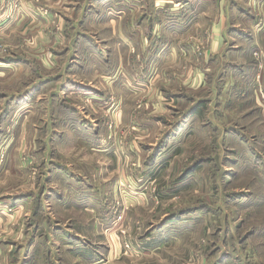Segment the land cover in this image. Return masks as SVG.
<instances>
[{
  "label": "rangeland",
  "instance_id": "obj_1",
  "mask_svg": "<svg viewBox=\"0 0 264 264\" xmlns=\"http://www.w3.org/2000/svg\"><path fill=\"white\" fill-rule=\"evenodd\" d=\"M12 1L7 9L19 20L20 4ZM20 38L31 44L25 30ZM73 48L0 44V196L48 180L64 192L70 177L59 165L89 156L82 166L99 167L91 178L99 207L108 210H98L99 220L111 219L108 233L120 244L111 264H264V112L255 109L253 92L246 90L243 98L241 92L222 94L220 100L215 92L205 114L193 116L188 109L198 105L190 97L202 101V87L192 92L179 86L170 100L168 91L159 99L158 85L149 90L147 83L143 92L145 83L132 81L128 92L122 82L105 99L114 107L107 113L94 97L68 90L74 81L88 84L81 74L92 76L68 66ZM192 52L198 62L203 53ZM216 74L209 77L213 89ZM259 96L264 100V90ZM249 109L257 113L249 119L238 115ZM84 122L112 124L107 149L112 157L105 155L106 162L94 151L100 145L73 142L78 132L88 140L83 131L70 129ZM49 203L52 216L58 206ZM72 208L80 217L78 207ZM25 230V223L16 230L15 222H8L0 237L8 241L11 232ZM2 264L21 260L8 256Z\"/></svg>",
  "mask_w": 264,
  "mask_h": 264
},
{
  "label": "crops",
  "instance_id": "obj_2",
  "mask_svg": "<svg viewBox=\"0 0 264 264\" xmlns=\"http://www.w3.org/2000/svg\"><path fill=\"white\" fill-rule=\"evenodd\" d=\"M12 3L0 0V19L4 18L0 21V44L74 45L68 66L92 76L81 74L88 84L74 81L68 90L94 97L105 105L107 113L114 107L105 99L116 91V83L132 81L145 83L143 92L147 83L149 90L158 85L159 99L168 91L170 100L177 98L178 93L172 91L179 86L192 92L202 87L206 91L202 101L190 97L192 105H198L188 109L193 116L205 114L215 92L220 100L222 94L228 98L240 92L243 98L246 90L248 95L253 92L250 98L260 105L255 109L264 112V100L259 96L264 90V0H18L19 20L15 11L7 9ZM24 30L31 44H23L20 34ZM198 46L203 48L199 63L192 52ZM213 71L217 73L215 89L209 79ZM255 109L237 114L249 119L257 113ZM110 128L109 122L70 127L88 136L84 140V134L78 132L73 142L100 145L94 151L103 153L105 162L112 143ZM68 160L59 165L71 180H66L64 192L49 185L48 174V185L26 192L15 188L14 194L0 196V227L13 221L16 230L18 225H26L24 234L11 232L8 241L0 237L1 264L8 256L18 257L21 264H111L119 254L120 244L108 233L111 219L104 216L99 220L98 216V210L108 212L99 207L102 200L100 203L91 178L99 167L95 162L90 169L82 166L90 162L89 156H80L81 163ZM103 168L107 174V163ZM49 202L58 206L55 216L47 211ZM76 206L80 217L73 212Z\"/></svg>",
  "mask_w": 264,
  "mask_h": 264
},
{
  "label": "built area",
  "instance_id": "obj_3",
  "mask_svg": "<svg viewBox=\"0 0 264 264\" xmlns=\"http://www.w3.org/2000/svg\"><path fill=\"white\" fill-rule=\"evenodd\" d=\"M202 49H203V48L200 47V46L196 47V51H198V52H201ZM256 56H257V57H260V53H256Z\"/></svg>",
  "mask_w": 264,
  "mask_h": 264
}]
</instances>
